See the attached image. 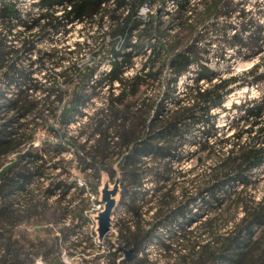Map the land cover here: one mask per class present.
Here are the masks:
<instances>
[{
	"label": "trees",
	"instance_id": "16d2710c",
	"mask_svg": "<svg viewBox=\"0 0 264 264\" xmlns=\"http://www.w3.org/2000/svg\"><path fill=\"white\" fill-rule=\"evenodd\" d=\"M153 4L170 6L174 35L162 15L142 14ZM18 5L0 0V264H65L63 253L78 264H264V194L246 192L264 167V93L230 106L241 124L229 136L218 135L213 113L225 111L235 88L264 83V71L253 65L222 78L201 66L178 92L207 29L239 51L258 48L259 26L245 40L253 25L232 27L233 0H36L24 13ZM75 24H96L99 33L89 59L63 67L60 49L37 45ZM134 57L142 58L136 67ZM33 70L46 71L48 85ZM94 99L99 105L83 113ZM183 157L210 162L200 181L185 178L192 169L180 168ZM103 175L120 178L125 217L113 226L116 247L106 241L99 255L95 232L81 229L90 220L84 196ZM156 246L152 260L145 250Z\"/></svg>",
	"mask_w": 264,
	"mask_h": 264
},
{
	"label": "rangeland",
	"instance_id": "374dc122",
	"mask_svg": "<svg viewBox=\"0 0 264 264\" xmlns=\"http://www.w3.org/2000/svg\"><path fill=\"white\" fill-rule=\"evenodd\" d=\"M36 0H19V8L24 13L28 11V5L32 2H35ZM233 2L236 4V7L238 10H243L244 12H248L247 17H239V12L235 10L233 12L232 17L229 19V22L231 23L232 27H238L242 26V23H244L246 20H250L252 23V27L245 28L243 30V33L241 36L246 40L249 39L253 29L255 30V26H259V30H261V33L255 36L259 37L257 39V47L252 48V50L248 49L247 47H241L238 51V46L235 48L228 49L227 46L224 44V41L220 37L219 30L210 31V29H207V33L204 35L203 40L200 41L198 44V47L200 48V55L198 56V62L190 66V72L183 77L179 81V91L180 92L184 85H190L192 84V80L194 77L197 76V73L200 71L201 66L207 68L208 70H214L218 76H221L222 78L228 77L231 75L238 74L244 70L249 69L253 65H258V73L264 71V0H233ZM152 11V14L155 15H162L160 18V22L162 23L163 27H167V33L170 35H174L176 31L171 30V26L167 25V22L169 20V16L167 13H171L172 9L169 7L164 8V10L160 9L157 4H153L151 7H144L142 9V14L146 15L148 11ZM36 11H33V14H35ZM35 16V15H34ZM221 21H218L220 23ZM106 26V23H103V30ZM244 27V26H243ZM255 27V28H254ZM17 31L21 30L22 27L18 26L15 28ZM204 31L202 30L201 33ZM229 35L234 33V31L229 28L228 29ZM99 33V28H97L96 24L93 25H81V24H75L71 27H66V30L64 32L56 33L55 36L52 38L51 41H42L37 45L39 49H45L50 47H56L57 49H60L62 55L65 57V60L63 62V67H68V65H71L72 63L76 62H82L86 61L90 58V51L94 48L93 38L97 37ZM217 33V34H216ZM80 43L83 44L80 49H76L75 44ZM69 51V52H68ZM148 52V51H147ZM30 60H34V56H30ZM135 67L140 64L142 61V58H133ZM24 66L26 67L27 64L24 63ZM35 65H31V69H36ZM49 68V66H48ZM107 70V64H104L101 68V71L105 72ZM44 75H46V71H42L40 74H36L35 70H33V76L38 78L41 83H44L46 79L44 78ZM46 85H48L47 81L45 82ZM200 85L203 84L202 81L199 82ZM264 93V83H258V84H250L248 86H244L242 88H235L232 93L228 95L226 98L225 103L223 104L225 111L218 112V110L214 111L213 113H219L218 117V135H226L229 136L233 132V125L234 122L238 125L241 123L236 120L234 111H228L230 109V106L232 104H239L245 99L250 98H256L259 95ZM102 92L100 93V95ZM37 96H40L37 94ZM99 105V100L94 99L91 101V104L84 107L82 109L83 113H89L92 111V109ZM77 121V122H76ZM84 121V118H76L75 122L71 124L68 127V132L71 133L75 127H77L78 123ZM233 122V123H232ZM37 137L40 139L45 137V134L39 132ZM191 151V148H186ZM180 168L183 171L192 169V171L185 177L188 179H191L193 177L198 176L197 178L199 181L202 179L201 174L204 170L208 168L210 165V162L208 161L204 163V165H196L193 163L192 160H186L185 157L182 158V160L178 164ZM76 177L78 178V181L80 184H83L85 180L82 178L81 175L77 174ZM107 179L106 176L103 175L100 185L97 188L96 192L88 191L86 195L84 196V202L85 205V215L88 219V222L85 227L81 229V232L89 231L90 226L93 225L96 226L95 216L97 213L103 209V203L101 200V194L100 189L102 187L103 181ZM108 180V179H107ZM252 182L251 185H249L246 189V192L252 196L254 199L258 200L262 194H264V167L257 170L253 176H252ZM109 184L112 186L113 182H110L108 180ZM144 196L148 200L150 199V196H152V189L153 184L150 180L144 182ZM183 187H187V181H181L179 182ZM120 188V186H119ZM234 189L239 190L240 187L237 186ZM120 197V192L118 194V199ZM210 213V212H209ZM208 213V215H209ZM125 217V210L124 206L120 203L115 208L113 215H112V224L114 226V223L119 219ZM205 217V215L201 216L202 220ZM239 217V216H238ZM91 221V222H90ZM193 223L191 225L194 226ZM96 228V227H95ZM94 228H92L93 230ZM173 229V228H171ZM174 230V229H173ZM165 233V232H164ZM170 233L167 231L165 234H162V237L165 238V236ZM108 241L110 245H113V243H116L114 241V234L112 233L109 238L105 240V242ZM105 242L103 244L99 245L95 248V253H98L101 255L104 253L105 249ZM158 249L159 247H154L152 249H147V251H150V259L157 260L158 257ZM77 260V259H76ZM74 260L73 264H78V261Z\"/></svg>",
	"mask_w": 264,
	"mask_h": 264
},
{
	"label": "water",
	"instance_id": "95a60500",
	"mask_svg": "<svg viewBox=\"0 0 264 264\" xmlns=\"http://www.w3.org/2000/svg\"><path fill=\"white\" fill-rule=\"evenodd\" d=\"M119 186V177L114 180L112 186L109 184L107 179H105L102 183V187L100 189V201L103 203V209L95 216V232L99 240H101L106 235V233L113 227L112 215L120 200L118 199V194L120 192ZM130 253L131 251H125L126 256H128Z\"/></svg>",
	"mask_w": 264,
	"mask_h": 264
},
{
	"label": "built area",
	"instance_id": "2783aa9c",
	"mask_svg": "<svg viewBox=\"0 0 264 264\" xmlns=\"http://www.w3.org/2000/svg\"><path fill=\"white\" fill-rule=\"evenodd\" d=\"M100 211H102V210H100ZM100 211H99V212H100ZM99 212H98V213H99ZM95 227H96V226L93 227V225H92V226H90L91 229H89V230H92V228H94L93 231L95 232ZM20 228H25V230H27L28 232H32V230H33L32 227L21 226ZM112 233L115 235V230L113 229V227H112V228L106 233V235H105L101 240H99V239L97 238V235H96V232H95V237H94V239L92 240L94 247L96 248V247H98L99 245L103 244V242H105V240H106L107 238H109V236H111ZM114 241H115V240H114ZM113 245H114V247H116V244H115V243H113ZM110 249H111V250H114L113 247H111ZM145 251H147V249H146ZM34 264H45V263H44L40 258H37V259L35 260ZM99 264H106V261H105L104 259H100Z\"/></svg>",
	"mask_w": 264,
	"mask_h": 264
},
{
	"label": "crops",
	"instance_id": "0c3cea01",
	"mask_svg": "<svg viewBox=\"0 0 264 264\" xmlns=\"http://www.w3.org/2000/svg\"><path fill=\"white\" fill-rule=\"evenodd\" d=\"M76 260L75 258H69L64 253L62 254V261L65 264H73V261Z\"/></svg>",
	"mask_w": 264,
	"mask_h": 264
}]
</instances>
